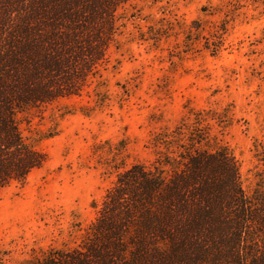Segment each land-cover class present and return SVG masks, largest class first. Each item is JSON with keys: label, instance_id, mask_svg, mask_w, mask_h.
Listing matches in <instances>:
<instances>
[{"label": "rangeland", "instance_id": "1", "mask_svg": "<svg viewBox=\"0 0 264 264\" xmlns=\"http://www.w3.org/2000/svg\"><path fill=\"white\" fill-rule=\"evenodd\" d=\"M119 14L81 95L17 116L44 162L0 190V264L79 246L117 174L177 128L226 149L246 195L264 183V0H131Z\"/></svg>", "mask_w": 264, "mask_h": 264}, {"label": "trees", "instance_id": "2", "mask_svg": "<svg viewBox=\"0 0 264 264\" xmlns=\"http://www.w3.org/2000/svg\"><path fill=\"white\" fill-rule=\"evenodd\" d=\"M130 1L0 0V190L44 162L18 114L83 93ZM196 132L156 136L151 164L119 172L79 246L20 264H264V183L246 195L232 155Z\"/></svg>", "mask_w": 264, "mask_h": 264}]
</instances>
